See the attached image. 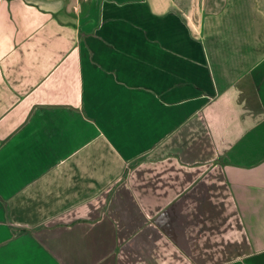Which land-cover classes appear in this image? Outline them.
Instances as JSON below:
<instances>
[{"label":"crops","instance_id":"obj_1","mask_svg":"<svg viewBox=\"0 0 264 264\" xmlns=\"http://www.w3.org/2000/svg\"><path fill=\"white\" fill-rule=\"evenodd\" d=\"M259 89L264 0H0V264H264Z\"/></svg>","mask_w":264,"mask_h":264},{"label":"rangeland","instance_id":"obj_2","mask_svg":"<svg viewBox=\"0 0 264 264\" xmlns=\"http://www.w3.org/2000/svg\"><path fill=\"white\" fill-rule=\"evenodd\" d=\"M194 3L197 7H200V4H201V0H194ZM185 41V40H184ZM180 45H182L181 47H179ZM193 44L191 43H188V42H182V39H180L177 43L174 44V47H173V50L174 52L176 51L177 52V55H181L182 53H180V51L178 50H182L185 51L186 48H188V50H192L191 49V46ZM184 60V59H183ZM191 61H195L196 62V67L198 68V72L196 73H193L192 75H186V76H183L182 75V78L180 76H178V81L179 82H184L185 79H189L191 82H194L196 84V87L195 89H197L195 91V93L189 91V90H186L184 89V93L182 92L183 95H187L188 97L185 99L186 102H188L189 100L193 101L195 99V97H198L199 95L202 94L203 95H207L208 96V99L209 101H211L210 104H212L214 107H218V105L220 104H224V102H227L226 99L228 98H225V97H222L220 96L221 93L217 92L216 91V87H215V83H214V77L215 76V72H214V67H212V60H208V59H204L203 61L200 60H191ZM184 63L187 64V66L190 65L189 63V60H184ZM188 83V82H187ZM188 85V84H186ZM242 92L240 91H235L234 94L236 96L238 95H241ZM256 94L261 96V95H264V91L263 89H259L258 91H256ZM199 98H203V97H199ZM200 100H203V99H200ZM181 101V100H180ZM184 101V100H183ZM179 106H182L184 105V103L182 104L181 102H179L178 104ZM212 105H209L208 107L212 106ZM191 109L192 106H187ZM226 108V107H225ZM186 112H188V110H186ZM175 125V124H174ZM176 127V125H175ZM174 127V128H175ZM176 131V129L174 130ZM175 133V132H173ZM169 137V135H168ZM167 146H169V138H168V144ZM164 148L165 147V144L164 143H161L158 145V148ZM145 159V157L143 156L142 158H140L141 161H143ZM139 160V162H140ZM137 158L134 160L135 163H137ZM130 167L132 166H128L127 169H125V173H124V176L123 177H126L129 173V170L131 169ZM27 229V228H26ZM30 230H36L35 227H30Z\"/></svg>","mask_w":264,"mask_h":264}]
</instances>
